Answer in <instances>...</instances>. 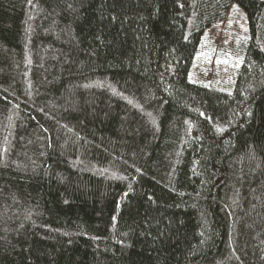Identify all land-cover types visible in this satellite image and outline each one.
I'll list each match as a JSON object with an SVG mask.
<instances>
[{
  "label": "trees",
  "instance_id": "1",
  "mask_svg": "<svg viewBox=\"0 0 264 264\" xmlns=\"http://www.w3.org/2000/svg\"><path fill=\"white\" fill-rule=\"evenodd\" d=\"M0 264H264V0H0Z\"/></svg>",
  "mask_w": 264,
  "mask_h": 264
},
{
  "label": "rangeland",
  "instance_id": "2",
  "mask_svg": "<svg viewBox=\"0 0 264 264\" xmlns=\"http://www.w3.org/2000/svg\"><path fill=\"white\" fill-rule=\"evenodd\" d=\"M246 38V16L236 4H232L224 21L205 32L195 73H207L208 78L213 74L225 77L230 69V54L238 51Z\"/></svg>",
  "mask_w": 264,
  "mask_h": 264
}]
</instances>
